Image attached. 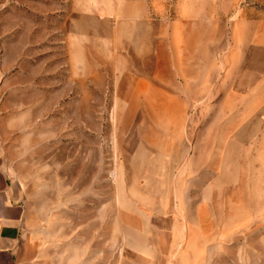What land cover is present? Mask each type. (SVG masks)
<instances>
[{
  "label": "rangeland",
  "instance_id": "rangeland-1",
  "mask_svg": "<svg viewBox=\"0 0 264 264\" xmlns=\"http://www.w3.org/2000/svg\"><path fill=\"white\" fill-rule=\"evenodd\" d=\"M236 25L264 0H0V180L38 258L264 264V47L224 79Z\"/></svg>",
  "mask_w": 264,
  "mask_h": 264
},
{
  "label": "crops",
  "instance_id": "crops-1",
  "mask_svg": "<svg viewBox=\"0 0 264 264\" xmlns=\"http://www.w3.org/2000/svg\"><path fill=\"white\" fill-rule=\"evenodd\" d=\"M239 29V25L234 27L232 46L230 49H226L221 56V68L224 79L229 81L230 77L233 80L242 71V63L246 48L250 45H256L258 47H264V30H259L254 36L253 41L239 42L236 41V32ZM236 36V37H235ZM179 51V54L177 53ZM182 52H189L187 44H180L179 46H173V61L174 65H177L176 60L189 58V56H183ZM195 66V64H194ZM195 71V69H194ZM180 76H185L186 72L178 71ZM188 75H190L188 73ZM184 78V77H183ZM192 79V80H191ZM186 81V79L184 78ZM188 82L196 81L195 74L192 78L187 79ZM183 90V88H182ZM229 97L231 100L239 99L242 97L240 91L231 86ZM188 102H184L183 105H191V90H189ZM186 96V95H184ZM237 107L239 104H236ZM5 187L3 181L0 180V264H52V260H46L38 258L37 246L35 242H31V235L26 237V234L20 230V218L22 211L17 206H9L8 198L5 195ZM34 239V238H33Z\"/></svg>",
  "mask_w": 264,
  "mask_h": 264
}]
</instances>
